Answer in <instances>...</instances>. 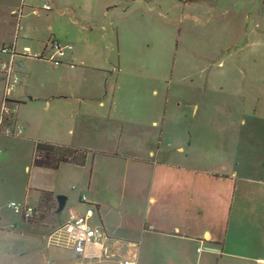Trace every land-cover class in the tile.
Listing matches in <instances>:
<instances>
[{
	"label": "crops",
	"instance_id": "0c3cea01",
	"mask_svg": "<svg viewBox=\"0 0 264 264\" xmlns=\"http://www.w3.org/2000/svg\"><path fill=\"white\" fill-rule=\"evenodd\" d=\"M257 6L264 10V0H257ZM34 9L21 12V39H28L27 33L32 40L19 45L16 40L17 53L40 48L42 40L33 36L40 31L38 23L51 15ZM16 10L11 0H0V21L13 25ZM234 12L240 17V8ZM241 18L237 38L242 33L246 38L227 48L233 58L229 68L239 80L221 83L210 93L206 84L204 97L195 100L122 96L127 87H136L126 82L119 53L72 48L55 58L56 64L50 55L15 58L22 69L3 124L19 128L9 106L38 100L49 107L65 101L60 106L69 108L63 113L72 120L67 131L57 122L42 136L29 125L16 137H0V215L7 220L6 205L14 201L42 210L39 220L20 217V225L13 227L30 243L47 244L35 249L36 264H80L70 245L61 244V226L53 229L47 223L58 212L60 196L65 198L60 212L83 215L92 208L89 223L104 232L111 261L84 264H264V17ZM246 21H251L249 28ZM84 30L73 35L77 45L90 41L91 31ZM152 55L157 62L159 53ZM5 58L0 54V60ZM67 77L71 85L61 83ZM0 87L1 118V81ZM34 90L44 98H36ZM177 108L187 110L176 118ZM38 143L86 151L84 164L36 168ZM41 192L49 193L44 202ZM70 193L76 197L72 203Z\"/></svg>",
	"mask_w": 264,
	"mask_h": 264
},
{
	"label": "rangeland",
	"instance_id": "374dc122",
	"mask_svg": "<svg viewBox=\"0 0 264 264\" xmlns=\"http://www.w3.org/2000/svg\"><path fill=\"white\" fill-rule=\"evenodd\" d=\"M11 2L12 7H21V0ZM46 3L52 10H39V13L51 16L38 23L40 31L37 30L33 37L42 41L40 48L32 49V53L42 55L43 52L48 58L51 52L49 47L46 49V44L54 40L63 50L70 45L73 50L112 52V56L119 53L126 82L136 87H127L133 90L127 89L122 96L154 97L171 102L203 98L206 84L210 93L221 83L239 80L229 68L233 64L231 46L243 43L246 38L245 33L237 38L241 30L239 18L264 17V10L257 6V0H253L254 6L251 0H25L22 10L25 14L32 11V7L40 9ZM236 8H240V17L234 12ZM24 22L22 20L21 24ZM245 23L248 28L251 26V21ZM77 29L92 33L90 41L83 46L77 45L73 39V35L78 34ZM14 36V24L0 21V48L8 41L13 43ZM26 37L28 39H17V44L31 43V35L26 33ZM153 53H159L157 62L152 57ZM20 60L25 66L30 65L27 59ZM116 60L114 57L111 59ZM70 75L71 72L68 77ZM258 76L255 75L256 78ZM68 77L61 83L71 85L72 79ZM36 83L35 79L33 87H36ZM1 90L0 87V96ZM33 92L36 98H44L37 90ZM62 92L72 93L70 90ZM64 102H51L49 107L38 100L31 104L27 102L16 107L9 106V109L16 116L17 127L23 131L30 125L32 131L42 136L50 132L52 125H59L57 122L63 124L64 131L71 128L72 120L63 113L64 109L69 108L60 106ZM53 103H59L58 107ZM185 110L177 108L173 113L179 118ZM161 149L167 150L164 147ZM7 162L12 163V157ZM75 199V194L70 193L69 203ZM70 216L67 209L52 213L47 223L49 227L58 229ZM5 218L7 220L0 215V264H21L29 258L32 259L30 264H36V259L40 261V258H34L35 249L39 246L45 248L47 244L44 241L42 244L40 241L30 243L16 234L13 227H18L21 222L20 216L12 210L5 213ZM61 241L64 246L70 245L64 237ZM64 263L76 264L72 260Z\"/></svg>",
	"mask_w": 264,
	"mask_h": 264
},
{
	"label": "built area",
	"instance_id": "2783aa9c",
	"mask_svg": "<svg viewBox=\"0 0 264 264\" xmlns=\"http://www.w3.org/2000/svg\"><path fill=\"white\" fill-rule=\"evenodd\" d=\"M25 0H21V7L16 11L12 12V15L16 16L14 22L15 36L13 43L2 46L0 48V54L6 56L4 60H0V81L3 82V100L1 103V118H0V137L9 136L16 137L23 131L21 128H15L12 126H5L3 124L4 117L8 114L7 102L8 97L16 89L19 82L18 73L22 69V64L17 62L15 58L17 56H25L32 59H45V54L32 53L28 48H24L21 53H17L15 49V41L18 38H24L23 34H20L21 27L19 19L21 16L22 8ZM38 10L50 11V6L46 3L42 5L40 9H34V12ZM49 47L51 52L50 59L57 61L55 58H60L63 53L67 50H71L72 47L67 45L62 49L57 41H52L46 44V49ZM82 202H86L85 197L81 198ZM7 208L12 210L14 214L19 215L24 221L36 220L39 217V211L35 207L27 204H19L14 202L7 203ZM93 209L88 208L83 215L72 214L68 220L58 229L62 237L65 238L66 242L70 244L71 253L75 260L80 264L87 262L96 261H111L112 256L104 249L103 240L104 232L100 227L91 226L89 221L93 216ZM47 264H52L47 262ZM112 264H134L131 261H114Z\"/></svg>",
	"mask_w": 264,
	"mask_h": 264
},
{
	"label": "trees",
	"instance_id": "16d2710c",
	"mask_svg": "<svg viewBox=\"0 0 264 264\" xmlns=\"http://www.w3.org/2000/svg\"><path fill=\"white\" fill-rule=\"evenodd\" d=\"M85 154L86 151L73 147L38 143L35 148L32 164L36 168L43 169H56L60 164H73L81 167L84 164ZM41 193L44 202L49 193ZM36 209L39 211V216H42V210L39 208ZM37 220L39 219L27 222H34Z\"/></svg>",
	"mask_w": 264,
	"mask_h": 264
},
{
	"label": "water",
	"instance_id": "95a60500",
	"mask_svg": "<svg viewBox=\"0 0 264 264\" xmlns=\"http://www.w3.org/2000/svg\"><path fill=\"white\" fill-rule=\"evenodd\" d=\"M64 201H65V198L64 197H57V204H58V208H57V211L60 212L64 206Z\"/></svg>",
	"mask_w": 264,
	"mask_h": 264
}]
</instances>
